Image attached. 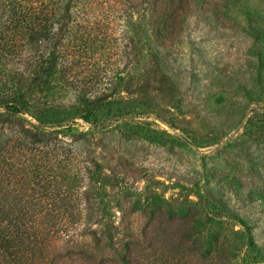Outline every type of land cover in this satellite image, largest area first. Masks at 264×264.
<instances>
[{"label": "trees", "instance_id": "obj_1", "mask_svg": "<svg viewBox=\"0 0 264 264\" xmlns=\"http://www.w3.org/2000/svg\"><path fill=\"white\" fill-rule=\"evenodd\" d=\"M223 7L264 48V0H224ZM205 15H218L210 0H0V264H264L251 227L217 197L178 205L149 193L133 202L134 213L148 216L139 231L106 220L112 201L131 194L111 199L104 167L53 131L76 119L97 130L141 114L93 96L103 79L96 61L116 43L110 31L122 30L117 20L131 34L124 60L135 65L117 82L132 84L166 73L165 56L154 49ZM86 58L93 62L79 60ZM82 66L86 75L78 74ZM63 93L71 103L58 106Z\"/></svg>", "mask_w": 264, "mask_h": 264}, {"label": "rangeland", "instance_id": "obj_2", "mask_svg": "<svg viewBox=\"0 0 264 264\" xmlns=\"http://www.w3.org/2000/svg\"><path fill=\"white\" fill-rule=\"evenodd\" d=\"M210 1L217 16L190 18L178 38L154 49L165 56L166 73L149 83L118 84L117 74L126 77L135 65L124 60V37L131 34L122 32L126 22L117 20L122 30L110 31L116 43L96 61L103 79L93 96L141 114L97 130L76 119L53 131L104 167L113 179L107 190L111 199L131 194L120 203L112 201V216L106 220L139 231L148 216L134 213L133 202L143 204L149 193L178 205L212 203L217 197L246 221L264 252V131L258 129L264 117H254L256 111H264V48L253 43L241 16L236 20L225 16L224 0ZM67 55L69 60L75 57L70 49ZM87 73L83 66L78 70L79 75ZM71 96L63 93L55 104L67 106ZM229 227L239 230L231 223ZM222 237L233 235L225 232Z\"/></svg>", "mask_w": 264, "mask_h": 264}, {"label": "water", "instance_id": "obj_3", "mask_svg": "<svg viewBox=\"0 0 264 264\" xmlns=\"http://www.w3.org/2000/svg\"><path fill=\"white\" fill-rule=\"evenodd\" d=\"M192 149L195 150V148L192 146Z\"/></svg>", "mask_w": 264, "mask_h": 264}]
</instances>
